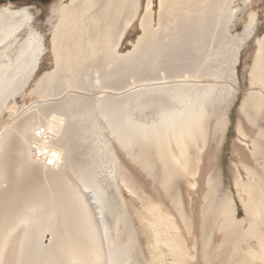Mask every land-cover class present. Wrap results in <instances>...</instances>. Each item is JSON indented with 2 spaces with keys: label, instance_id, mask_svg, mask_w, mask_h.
I'll return each instance as SVG.
<instances>
[{
  "label": "bare ground",
  "instance_id": "1",
  "mask_svg": "<svg viewBox=\"0 0 264 264\" xmlns=\"http://www.w3.org/2000/svg\"><path fill=\"white\" fill-rule=\"evenodd\" d=\"M156 1L61 0L41 77L39 9L0 5V264H264V0Z\"/></svg>",
  "mask_w": 264,
  "mask_h": 264
},
{
  "label": "rangeland",
  "instance_id": "2",
  "mask_svg": "<svg viewBox=\"0 0 264 264\" xmlns=\"http://www.w3.org/2000/svg\"><path fill=\"white\" fill-rule=\"evenodd\" d=\"M61 0H50L47 3H37V2H32L30 0H0V5L2 4H6L8 2L12 3V5H14L15 7H19V6H32L35 7L37 9H39L40 14L37 16L36 18V23L38 25H40L41 27V32L45 38L46 44H47V54L45 55L41 68L37 73V77H41L45 72L47 71H51L54 67L53 65V58L51 56L50 53V49H51V43H50V39H51V31L53 29V25L56 23L55 20H53L51 23H48L47 20L49 17H51V9L53 6L57 5L60 3ZM155 3V11H157V1L154 0ZM145 4H146V0H142V10L143 12L145 11ZM240 29H242V27H240ZM264 32L263 27H260V29L258 30V32L256 33L255 37H258L260 35H262V33ZM142 29L140 28V20H137L133 26L128 30V32L126 33L124 40L122 41V44L120 46V53H126L130 50L133 49V44L138 40L139 36L142 35ZM253 42L254 39L250 40L247 44L246 49L243 51L242 56H241V66H240V71L242 70V67L245 64V59L248 57V55L250 54V51L252 50V46H253ZM248 63H250V61L248 60ZM33 88V83H31L29 85V88L27 90V94H29V91ZM27 96V95H26ZM16 97V99L14 100V107L17 108V111L20 112L22 110V107L30 105V104H34L39 100L38 95L32 93L31 95H28L27 97ZM242 101V96L239 95L237 101L235 102L234 106L232 107L231 111H230V127H229V132L227 134L226 137V141L224 142L223 145V152L221 153L222 155V165L223 167L226 169L229 164H231L232 158H231V153H232V144L233 141L236 139L237 137V133H236V125L237 122L239 121V119L242 118L241 113L239 112V106L241 104ZM4 118H7V116H5ZM89 154H90V149L89 147H82V149L78 150V153L74 155V159L75 160H82L84 162L89 161ZM52 162L55 164H60L62 163L61 159L58 158H53ZM101 171H102V180L104 181L105 185H107L108 187V197L110 198V201L114 202L115 200H119V195L116 194L115 192V188L111 185H109V178H110V170H109V166L106 163V156L105 154H101V167H100ZM68 172V170H67ZM73 178V176H71ZM228 183H226L227 185ZM233 193L234 195H236V191L234 189V187H232ZM128 190L123 189L122 191V196L123 199L125 200H129L130 199V194ZM117 198V199H115ZM152 200H155V197H151ZM117 202V201H116ZM199 199H195L193 201V203L191 204L192 210L195 211L197 209V207L199 206ZM166 203H168L166 201ZM139 206V205H137ZM236 206H237V217L238 219H243L245 217V213L244 210L240 204V202L238 201V199L236 198ZM108 221H111L110 216H107ZM194 220V229L197 230L198 229V224H197V219H193ZM197 225V226H196ZM213 242L217 243L220 240V236L218 234H215L213 237ZM187 247L189 252L191 253V255L195 254L193 253L194 250L192 249V243H193V238L192 240L190 238L186 239ZM145 249V239L141 238L139 241L136 242L135 244V252L133 253V257H135V261H139L140 260V255L142 254V252ZM137 254V256H136ZM194 261V259H192V262ZM171 263V261H170Z\"/></svg>",
  "mask_w": 264,
  "mask_h": 264
},
{
  "label": "flooded vegetation",
  "instance_id": "3",
  "mask_svg": "<svg viewBox=\"0 0 264 264\" xmlns=\"http://www.w3.org/2000/svg\"><path fill=\"white\" fill-rule=\"evenodd\" d=\"M30 1L37 3H47L49 0H30Z\"/></svg>",
  "mask_w": 264,
  "mask_h": 264
},
{
  "label": "trees",
  "instance_id": "4",
  "mask_svg": "<svg viewBox=\"0 0 264 264\" xmlns=\"http://www.w3.org/2000/svg\"><path fill=\"white\" fill-rule=\"evenodd\" d=\"M50 1V0H49Z\"/></svg>",
  "mask_w": 264,
  "mask_h": 264
}]
</instances>
